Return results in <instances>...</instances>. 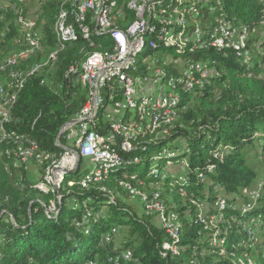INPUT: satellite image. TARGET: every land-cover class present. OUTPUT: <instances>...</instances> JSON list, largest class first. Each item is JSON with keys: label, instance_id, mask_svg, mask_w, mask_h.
Returning a JSON list of instances; mask_svg holds the SVG:
<instances>
[{"label": "trees", "instance_id": "1", "mask_svg": "<svg viewBox=\"0 0 264 264\" xmlns=\"http://www.w3.org/2000/svg\"><path fill=\"white\" fill-rule=\"evenodd\" d=\"M43 1L35 21L42 33V49L21 61L16 70L29 72L35 65L41 67L26 78L8 127L32 138L39 151L57 156L62 152L55 144L61 126L76 116L88 95L87 87L71 81L67 71L94 51L110 50L113 43L108 35L79 38L67 42L53 62L44 65L57 47L52 25L60 0ZM174 1L196 7L194 14L184 16L187 25L176 30L187 33L199 27L202 37L166 43L155 39L159 26L152 21L154 30H148L146 38L155 46L145 47L143 54L151 56L160 50L147 62L150 71L159 68L162 79L175 81L180 91L176 114L152 127L139 112L127 109L124 120L133 114L135 120L142 121V130L132 139L135 147L118 150L120 162L108 177L87 187H68V180L80 178L89 167L68 172L58 201L48 188L34 186L33 173L25 166L14 168L6 155L10 145L0 144V264H117L115 258L124 251L130 256L120 257V264H264L261 248L250 245L248 232L240 225L246 219H257L259 232L264 234V184L255 201L241 194L258 176L249 156L264 173V0ZM7 7L0 2V66L7 56L23 48L16 41L18 4L16 10ZM122 17L116 25L125 29L134 13L126 11ZM222 21L247 30L242 46L217 48L209 43ZM174 59H181L184 69H172ZM147 62L136 58L133 75H144ZM204 67L213 69L204 82L202 77L201 83L186 87L179 81L184 74L177 72L188 69L198 78ZM8 70L0 69V77ZM106 87L101 89L103 99L92 125L100 137L107 135L102 115L111 102V90ZM120 138L116 135L119 143ZM173 165H178L177 171L172 170ZM129 188L135 190L142 208L131 200ZM218 197H226L229 205L216 211L221 219L217 225L221 244L212 247L207 234L214 230L203 229L194 202L210 204ZM241 198L243 204L236 205ZM145 199L160 201L165 214H176L179 226L175 236L154 221L156 212L147 213L149 202ZM248 200L249 207H241ZM54 206L52 212L47 210ZM173 247L177 248L175 254Z\"/></svg>", "mask_w": 264, "mask_h": 264}, {"label": "bare ground", "instance_id": "2", "mask_svg": "<svg viewBox=\"0 0 264 264\" xmlns=\"http://www.w3.org/2000/svg\"><path fill=\"white\" fill-rule=\"evenodd\" d=\"M32 1L31 0H0L1 5L4 8H8L7 6L11 5V7L15 9L16 5L18 4L15 23L18 28L19 35L16 41L18 42V39H22V43L26 44L25 49L14 52L11 55L7 56L3 60L0 66V69L3 70L9 69L8 70L9 73H7L3 77H0V83H1L0 144L6 143L7 145H10V148L6 151V155L10 157L11 163L14 168L15 167L19 168L20 166H24L29 161L32 162L35 161L34 159H26L25 161H20V158L17 155L25 154V152H32L34 146L38 148L36 142L28 135L25 136L20 132L18 133L17 131L10 129L11 127L10 128L8 127V125H10V123L12 122L11 112L13 105L15 104L17 96L20 90L22 89L26 81V78L30 74H33L36 71H38L41 67L40 64L35 65L29 72L27 71L28 69L26 71L21 70L22 68L16 70L17 68L16 66L20 64L21 61L27 59L29 56H31L32 54L34 55V53H37L42 49V44H43L42 33L38 28H36L35 21L39 16V9L42 2L44 1L36 0L35 1L36 4L34 6L33 5L30 6L31 4L30 2ZM83 1L84 0H60L59 10L54 17V21L52 25V32L55 36L57 47L49 55L44 65L53 62L57 52L61 51L67 42L76 41L79 38H81L82 40H90L92 34L108 35V39L111 40L113 43L111 51L92 52L84 60L82 59V61L79 64L78 63L72 64L69 67L66 74L68 76H71V81L73 82H74V77H78V75H80V79H87L88 69H84L87 63L94 60H105L106 58H108L110 56V53L115 51V45H116L115 33H127L128 40H135V44H133V47L131 48V52H128L127 54V60L122 61L120 63L108 65L107 69H103L100 72V75H98L97 77L96 89L99 90V95H98V99L95 100L94 107L92 108V110H90L91 124L93 125L94 123V118H96L97 116V111L103 99L101 95V89L103 87L107 88L106 86H109L111 78L122 76L127 73H130V77L125 82V89L127 92H129L127 109L130 110V113L139 112L141 118H147V120L150 122L152 127H154V125L157 122H159L160 119L171 120L172 117L176 114L178 108L177 104L178 101L180 100L179 99L180 91H178L179 89L176 90L177 87L175 88V81L171 80V78L169 79V77L166 80H164L165 78L162 79V76L164 75L163 72L159 68H154L153 73H155V76L152 77L150 84H148L146 88L141 92V85L144 81V75L140 77L133 75V72L135 70L134 64L136 58L141 59L142 62H147L149 60H151L152 62L151 56H145L143 54L145 47L155 46V42L152 39L146 38L147 32L149 33L148 30H154V27L150 24L152 21L157 22V26H159L155 39L158 36V38L163 39L166 43H172L176 41L185 43L190 39L200 37L202 31L200 30L199 27H195L192 32H187V33L186 32L184 33V31L182 33L181 32L182 29L176 30V27L182 28L187 25L185 23L184 16H186L187 14L189 15L194 14L196 7L194 8L192 5L191 6L189 5V7L182 6V4H180L182 1L181 2L179 1L178 4L174 0H127L126 11L133 12L134 19L125 29H120L117 27L116 24L118 21H121L120 19H123L122 17L123 14L121 13V3H124L126 0H115V1L101 0V2H97V9L99 10H96V20L97 22H101V26H104L108 30H112V31L99 32L97 27L92 25V20H94L95 18V11L86 10L84 8V4L82 3ZM196 1L203 2L205 0H196ZM113 4H114V10L110 9ZM179 5H181L182 7H180ZM25 15L27 16L28 20H31V22L24 21ZM148 15H150L151 18H148V20H140V18H146V16ZM134 25H136V29H134L133 27ZM227 25H229V23L222 21V23L219 24L218 28H216L213 33L211 31L212 34L209 43L211 45H213L214 43L213 46L217 48H222L226 45H231L235 47L242 46L244 44V40L246 36H248L247 30L243 28V33H236V35H234V42H233L231 40L232 30H226ZM241 28L242 26L237 28L235 27L234 29H241ZM246 55L247 52H244L245 59L247 57ZM168 59H170V57ZM180 60L176 59V64L178 68L184 69L183 64ZM22 63L20 65H22ZM149 65H151V63H149ZM201 65L204 64L200 63V66ZM204 70L205 67L204 69H202V71L200 70V76L198 78L197 77L195 78L192 75V73L188 71V69H186L183 72L184 77L183 78L180 77L178 79L180 82H183V85H185L186 87H191L193 83L196 84L201 83V78L203 77ZM177 73L179 74V72ZM194 73L196 75V72ZM77 83L85 85V81H78ZM85 86L87 87V91H88V86L87 85ZM110 90L111 92H110L109 100L112 99V88H110ZM189 90H192V88ZM169 94L171 96L169 99H167ZM78 114L79 112L76 115ZM123 116L124 114L121 115L120 121L115 122V137L116 135L118 136L120 135L121 137L120 138L121 141L119 143L120 146L132 147V142H133L132 139L135 140V138H137L136 134L141 132L140 130L137 129L141 127L142 130V123H141L142 121L139 119L135 120L134 117L136 116L133 117V114H132V118L129 115L126 120H124ZM74 120L75 117L66 123H72ZM1 122H3V127H1ZM125 126H128V129H126ZM131 131H133V136L131 135ZM91 134H92V127L83 128V135H91ZM56 140H55L56 146L62 149V152L59 154V156H55L54 154L49 152L39 151L40 153H42L41 175H39L40 181L34 184V186L39 190L48 188L51 193L55 194L57 200L59 201L61 199L59 195V189L64 183L65 174L72 169L74 170L78 169L81 164L80 163L81 159L86 158V156L85 153L83 152V143L73 142L72 153L76 160L77 158L79 159V163L76 166L75 165L76 160H72L71 165L65 167L64 169H59V167L61 166V162L65 158V148L64 146H62V143L57 142ZM110 143H112V136L105 135L103 137L94 138L92 140L91 155L88 158L90 162L89 165L90 168L80 178L76 180H68L66 182V186L69 187L76 185L79 187H87L105 178L108 172L110 173V170H112V168L120 162L119 155H118V160L109 157ZM123 150H131V148L123 149ZM100 156L103 158H100ZM51 171H58V175L57 176L50 175ZM263 184L264 181L263 183L259 184V187H253L252 191H248L247 197L254 200L261 186L263 187ZM251 188L252 186L244 188L243 190H250ZM129 193L135 194V190L129 188ZM144 196L145 194L143 193V197ZM217 200L218 198H216V200L213 203L210 204L205 203V205H203V212H199L198 215L199 221L202 222L204 230H214L210 234H207V237L210 236L209 245L212 247H218L221 244L220 236L218 237L219 229L217 228L218 222H220L221 219L220 216L216 214V211H220L221 209L224 208V206L217 207L215 209V204L217 203ZM144 201L149 202L147 203V207H148L147 213L156 212L157 214L156 217L159 220L158 224L161 225L163 228H165L166 233H168L170 236H175L179 226L178 222L175 221L176 214H171V213L165 214L163 205L161 204L160 201L154 199L152 200L145 199ZM247 212L248 211H246L244 214H246ZM214 216L216 219H213ZM256 220L257 219L254 218L246 219L243 223H240L242 227L241 230L243 229L248 232V238L251 246H253L255 240V246L259 245L262 247V250L260 249V253L262 257H264V234H261L262 232L261 233L259 232L261 228L258 229V225H256ZM176 249H177L176 247H173L172 253L176 252ZM129 256H130V252L124 251L121 253L120 257L124 259V258H128ZM120 257H116L114 260L117 262V264H120L119 263Z\"/></svg>", "mask_w": 264, "mask_h": 264}, {"label": "built area", "instance_id": "3", "mask_svg": "<svg viewBox=\"0 0 264 264\" xmlns=\"http://www.w3.org/2000/svg\"><path fill=\"white\" fill-rule=\"evenodd\" d=\"M115 1V0H114ZM97 2H101V0H84L82 3L84 4V8L86 10H94L95 11V18L92 20V25L97 27L98 31H112L108 30L106 27L101 26V22H97L96 20V10L97 9ZM126 6H127V0L124 3H121V13L125 14L126 12ZM110 9L114 10V4L111 6ZM148 18H151L150 15L146 16V18H140V20H148ZM24 21H30L28 20L27 16H24ZM261 26L264 28V18L261 22ZM134 29H136V25L133 26ZM226 30H232V37L231 40L234 42V35L236 33H243V26L241 29H234V27L229 23L227 25ZM256 30L253 28V33H255ZM264 33V29H263ZM116 35V45H115V51L110 53V56L106 58L105 60H94L84 67V69H88V78L87 79H80V75L78 77H74V82L78 81H85V85L88 86V95L86 102L84 103L83 107L79 111V114L75 116V120L72 123H64L58 134H57V141L62 143V146L65 148V158L61 162V166L59 169H64L65 167L71 165L72 160H76L72 153V144L73 142H82L83 143V152L85 153L86 159L88 161V158L91 155V148H92V140L94 138L100 137V133L97 130V127H92V124L90 122V110L95 105V100L98 99L99 90L96 89V80L98 75H100V72L103 69H107L108 65L120 63L122 61L127 60V54L128 52H131V48L133 47V44H135V40H128V34L127 33H115ZM158 38V36H157ZM192 38V37H191ZM214 45V43H213ZM160 50H156L155 53L151 55V57H156ZM172 69H177L176 65V59L172 64ZM144 72V81L141 85V92L146 88L148 84H150V81L152 77L155 76V73L149 70V65L147 62L146 70ZM184 71H179V75L183 74ZM208 72H213V69H205L203 71V82H204V75ZM130 77V73L124 74L122 76H117L111 78V81L109 83V87L112 88V99L110 102V105L105 107L104 113L102 115V125L107 126V136H112V143L111 148H109V157H112L116 160H118V150L119 149H128L135 147L134 144L132 147H122L120 146L119 142L117 141L115 137V122L120 121L122 114H127V104H128V93L125 89V82ZM0 93H1V83H0ZM170 94L168 95V98H170ZM155 108V107H154ZM132 118V115H131ZM1 127H3V122H1ZM84 127H92V134L91 135H83V128ZM126 129H128V126H125ZM137 130L141 131V127ZM131 135L133 136V131H131ZM27 139V138H25ZM41 154L39 152V148H36L34 146V149L32 152H25V154H19L17 155L20 158V161H25L26 159H34L35 160V166H38L41 170ZM100 158H103L100 156ZM184 165V163H183ZM183 170V169H182ZM41 175V171L39 172L38 176ZM50 175H58V171H51ZM201 181H204L205 179L201 176ZM263 183V178L257 179L254 181V184L252 185V188L250 190H241L242 196L247 198L248 191H252L253 187H259V184ZM70 202V200H68ZM206 202H194L195 204V215L198 216V212H203V204ZM236 205L243 204V199L241 198V202H235ZM229 204L226 202V197H218L217 203L215 204V209L217 207L221 206H228ZM249 206V200L246 205H243L241 207H247ZM56 208L54 207H47V210L49 212H52V210ZM213 219H216L215 216ZM212 221V219H211ZM253 221V220H250ZM247 227V226H245ZM207 234V232H206ZM253 248H261V246H255V240L253 244Z\"/></svg>", "mask_w": 264, "mask_h": 264}, {"label": "rangeland", "instance_id": "4", "mask_svg": "<svg viewBox=\"0 0 264 264\" xmlns=\"http://www.w3.org/2000/svg\"><path fill=\"white\" fill-rule=\"evenodd\" d=\"M32 1V0H31ZM36 0H33L32 2H30L31 4H30V6H34L35 4H36V2H35ZM36 28H38V27H36ZM18 42L19 43H21V44H23V48H21L20 50H22V49H25L26 48V44H24V43H22V39H18ZM19 50V51H20ZM112 50V48L110 49V50H104V51H111ZM110 105V104H109ZM108 106V105H107ZM106 106V107H107ZM57 141V140H56ZM58 142V141H57ZM61 149V148H60ZM62 150V149H61ZM56 156V155H55ZM57 156H59V155H57ZM249 158H250V162H251V164L255 167V169L258 171V176H257V178H255V180H257V179H261V178H263V181H264V173L263 172H261V169H259V166H258V162H255V160L254 159H252L251 158V156H249ZM27 165V166H26ZM90 162L89 161H87V159L85 158H83L82 159V162H81V164H80V170H83L85 167H89L90 168ZM25 170H27L28 172H29V174L32 172L33 174H32V176H30V178L32 179V181L33 182H36V183H38L39 181H40V178H39V176H38V174H39V167L38 166H35V161H29L28 163H26L25 165ZM92 166V165H91ZM172 170L173 171H177L178 170V165H173L172 166ZM182 170V169H181ZM123 173H125L124 171H123ZM254 180V181H255ZM254 181H253V184H254ZM35 183V184H36ZM130 197H131V200L132 201H136L137 202V204L136 203H134L135 205H136V207H138V206H140L141 208L143 207V204L140 202V200H137L138 198H137V194H130ZM68 203H71L72 202V200H70V202L69 201H67ZM138 209H139V207H138ZM144 209V208H143ZM142 209V210H143ZM144 212H145V210H144ZM154 219V221L158 224L159 223V220H158V218L155 216V218H153Z\"/></svg>", "mask_w": 264, "mask_h": 264}, {"label": "water", "instance_id": "5", "mask_svg": "<svg viewBox=\"0 0 264 264\" xmlns=\"http://www.w3.org/2000/svg\"><path fill=\"white\" fill-rule=\"evenodd\" d=\"M79 163V159L77 158V160H76V166H77V164ZM76 166H75V168H76ZM74 169H72V170H70L69 172H72Z\"/></svg>", "mask_w": 264, "mask_h": 264}, {"label": "crops", "instance_id": "6", "mask_svg": "<svg viewBox=\"0 0 264 264\" xmlns=\"http://www.w3.org/2000/svg\"><path fill=\"white\" fill-rule=\"evenodd\" d=\"M89 161V160H88Z\"/></svg>", "mask_w": 264, "mask_h": 264}]
</instances>
